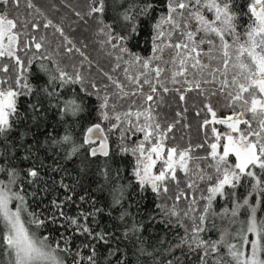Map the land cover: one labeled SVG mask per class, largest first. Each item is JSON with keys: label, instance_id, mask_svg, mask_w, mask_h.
Wrapping results in <instances>:
<instances>
[{"label": "snow or ice", "instance_id": "snow-or-ice-1", "mask_svg": "<svg viewBox=\"0 0 264 264\" xmlns=\"http://www.w3.org/2000/svg\"><path fill=\"white\" fill-rule=\"evenodd\" d=\"M24 2L26 9L43 15L33 0ZM20 4L0 0V72L5 74L0 76V264H184L192 255L197 257L194 264H208L209 259L213 264H264V0H87L86 15L97 25L101 45L111 48L113 71L119 69L124 79L104 73L110 82L104 88L112 91L103 96L96 83L91 84L94 92L82 89L86 97L100 100L101 122L86 127L79 142L70 128L53 134L45 121L50 108L57 110L61 124L80 122L84 98L64 100L61 90L83 84L85 77L75 66L69 73L45 55L46 37L33 33L54 28L71 45L69 54L75 50L84 60L88 57L52 20L42 25L21 21L8 11ZM76 15L84 19L80 12ZM144 35L151 45L147 56L131 47ZM21 52L32 55L25 60ZM36 60L53 65L40 63L47 77L43 83L32 80L38 76ZM169 92L180 101L189 92L220 95L232 112L220 118L205 104L211 119L201 127L213 125L211 136L203 144L169 145V133L180 121L164 127L156 112L160 94ZM22 97H31L26 107ZM123 100L129 104L121 110ZM104 121L114 122L105 129ZM115 131L121 141L132 140L121 151L135 157L132 175L141 191L166 194L169 181L179 186L178 171L193 192L207 182L198 198L183 190L175 197L189 201L183 219L175 205L165 212L184 229L178 242L164 247L162 239L157 244L145 239L144 224L131 203H125L129 186L121 182L119 169L110 176L105 167L104 183L97 182L100 192L110 185L104 206L85 186L94 158L109 157L107 133ZM205 147L204 156H193ZM76 159L80 163L70 171L68 164ZM194 160L208 163L204 167ZM49 170L57 177L51 182L46 179ZM56 191L62 195L53 198ZM217 197L229 202L219 211L214 207ZM105 217L112 223L106 224ZM212 230L218 233L215 238L209 235ZM52 233L57 238L50 239Z\"/></svg>", "mask_w": 264, "mask_h": 264}, {"label": "trees", "instance_id": "trees-1", "mask_svg": "<svg viewBox=\"0 0 264 264\" xmlns=\"http://www.w3.org/2000/svg\"><path fill=\"white\" fill-rule=\"evenodd\" d=\"M243 3V0H239ZM33 3L41 10L43 15H40L35 12V10L26 9L24 0H21L19 9L9 7L8 11L13 15H19L21 21L28 19L32 22H39L41 25L46 22L47 19L53 21L54 24L58 25L64 30L65 35L72 40L73 44L79 48L84 54L88 57V60H84L79 52L73 50L71 54L66 51L67 45L63 37L59 33L55 32L54 28L43 29L41 28L39 32L33 33L37 37L45 36V49H42V52L45 55H51L52 59L59 62L60 66L65 68L69 73L73 72V66L78 68L83 76L85 77L84 83L70 84L67 85L64 89L61 90V96L64 100H79L84 98L86 111L83 113L82 118L79 123H73L69 121V124L64 125L59 121V117L56 115V109L47 110V119L45 124L48 131H52L53 134L63 135L66 128H70L76 140L79 142L83 139L86 127L91 124L101 122L100 115L98 112V106L100 100L96 95L86 97L85 91L94 92L95 90L91 89V84L96 83L100 89V96H103L106 92L111 93L112 89L104 88L105 84H110V82L105 77L104 73H109L113 76L114 79H120L123 81L122 72L117 69L113 71L115 67V58L114 56H109L108 52L111 51L110 46H102L100 41L103 39L97 34V25L94 20L89 19L86 15L87 13V0H33ZM31 11V15L27 13ZM76 12H80L81 16H84L82 20L76 15ZM28 31H31L29 25ZM149 37L144 35L139 44L136 42H131L132 50L136 53L147 56L150 55L151 45L148 43ZM34 51V49H33ZM32 53L29 52L28 56H25L24 52L20 53L22 59H28ZM88 61H91L89 64ZM4 63H11V61H4ZM40 63L48 64L49 67H53L50 61L48 60H36L34 61L35 71L38 73V76L33 77V82L39 81L43 83L47 77L40 72ZM83 63V67L81 64ZM11 71V69H10ZM5 75L0 72V76ZM171 87V85H169ZM147 90V89H146ZM163 99H157L156 112L159 114L160 122L164 127H167L168 123H172L175 120L180 122L175 125L172 133H169V139L166 141L169 145H179L181 148L187 147L189 144L197 145L203 144L205 139L211 136V127L202 128L201 124L204 119H211L205 104H211L214 110L217 112V116L220 118L230 115L232 109L227 107V100L220 95L217 96H206L200 95L196 92H189L186 94L185 100L180 101L179 95L175 92H169L168 94L161 93ZM31 97H22L21 104L22 106H27V100ZM129 101L123 100L120 101L122 109L128 107ZM47 102H45V108H47ZM187 109V111H184ZM181 112L182 116L177 117L176 113ZM200 113L197 115V113ZM114 121H104L102 126L107 129L111 123ZM221 132L227 131L224 125H214ZM243 127V126H242ZM109 139V157L97 156L94 158L93 162L89 166V179L86 183V187H90L93 190V195L99 197V204L104 206L110 200L108 196L107 188L110 185L105 186V190L100 192L97 190V182L103 184V177L101 173L107 167L109 175H114L116 170H120L121 182L127 184L128 192L130 194L129 198L125 200V203H131V210L137 213V219H139L145 226L146 231L143 232L145 239L152 244H157L159 240H164V247H167L169 243L178 242L179 236L184 234V229L179 227L176 218L165 215L167 210H170L173 205H175L176 210L181 212V219L183 210H186L189 204L187 199H181L178 202L175 200V197L179 191L183 190L186 194L196 195L197 198L200 195V190L205 189L207 182L199 183V189L195 192L186 188L187 178L183 173L177 172V175L180 179V184L177 186L175 183L169 181V191L161 193L157 196L155 193H152L150 189L147 191H141L136 183L135 178L132 175V168L134 165L135 157L130 153H123L121 151L122 146H129L132 144V140L125 139L121 141L119 131L107 133ZM43 139V137H41ZM136 139V137H133ZM88 145L85 146L87 149ZM207 148L197 149L193 156H204L206 154ZM63 154L61 153V156ZM41 158H44V152H41ZM82 158V157H81ZM63 162V161H62ZM48 164H52L53 160L49 158L47 160ZM80 160L76 159L72 163L68 164L69 170L74 171L79 165ZM193 164L199 163L202 166L206 167L207 161H196L192 162ZM22 167L26 168V165ZM160 167L159 163L157 164V169ZM208 171H211L209 169ZM57 178L56 174L50 170L46 172V179L51 182L52 179ZM53 198L56 196H61L60 191H56L53 194ZM47 199V197H45ZM203 204V201H200ZM229 202L217 197V200L214 201V207L216 210H220L223 206ZM33 207H36V204H32ZM119 215L118 211H114V216ZM172 221L169 223V221ZM104 222L106 224L112 223L107 217H105ZM217 224L221 222L216 221ZM184 223L189 224L190 222L184 220ZM45 233L50 230H41ZM211 238H215L218 233L215 230H212L209 233ZM55 234L52 233L50 239H55ZM177 249V253H179ZM184 252L187 253V249H184ZM163 259V257H161ZM197 257L192 255L190 258H184V264H194ZM208 264H213L212 260L209 259Z\"/></svg>", "mask_w": 264, "mask_h": 264}, {"label": "rangeland", "instance_id": "rangeland-1", "mask_svg": "<svg viewBox=\"0 0 264 264\" xmlns=\"http://www.w3.org/2000/svg\"><path fill=\"white\" fill-rule=\"evenodd\" d=\"M222 208H223V207H222ZM222 208H220V210H221ZM218 211H219V210H218ZM217 221L220 222L219 219H217ZM234 227H235V226H234Z\"/></svg>", "mask_w": 264, "mask_h": 264}, {"label": "water", "instance_id": "water-1", "mask_svg": "<svg viewBox=\"0 0 264 264\" xmlns=\"http://www.w3.org/2000/svg\"><path fill=\"white\" fill-rule=\"evenodd\" d=\"M98 143V142H97ZM91 146H95V145H91Z\"/></svg>", "mask_w": 264, "mask_h": 264}]
</instances>
